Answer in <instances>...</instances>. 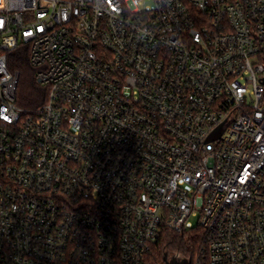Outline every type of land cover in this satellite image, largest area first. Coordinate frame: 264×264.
Here are the masks:
<instances>
[{"label":"built area","instance_id":"2783aa9c","mask_svg":"<svg viewBox=\"0 0 264 264\" xmlns=\"http://www.w3.org/2000/svg\"><path fill=\"white\" fill-rule=\"evenodd\" d=\"M194 227L191 264H264V0H0V264H148Z\"/></svg>","mask_w":264,"mask_h":264},{"label":"trees","instance_id":"16d2710c","mask_svg":"<svg viewBox=\"0 0 264 264\" xmlns=\"http://www.w3.org/2000/svg\"><path fill=\"white\" fill-rule=\"evenodd\" d=\"M11 68L19 73L17 87V103L23 107H35L40 105L46 96V88L41 87L35 81V68L31 65L28 51L17 49L11 59ZM206 243L201 227H194L184 233H176L167 230L160 241L152 249L148 264H165V255L179 253L184 257L193 259Z\"/></svg>","mask_w":264,"mask_h":264},{"label":"water","instance_id":"95a60500","mask_svg":"<svg viewBox=\"0 0 264 264\" xmlns=\"http://www.w3.org/2000/svg\"><path fill=\"white\" fill-rule=\"evenodd\" d=\"M165 264H191V258L184 257L183 255L179 253H175L168 257V255H165Z\"/></svg>","mask_w":264,"mask_h":264},{"label":"rangeland","instance_id":"374dc122","mask_svg":"<svg viewBox=\"0 0 264 264\" xmlns=\"http://www.w3.org/2000/svg\"><path fill=\"white\" fill-rule=\"evenodd\" d=\"M191 220H192V222L194 223L195 226L198 224V217H193Z\"/></svg>","mask_w":264,"mask_h":264}]
</instances>
